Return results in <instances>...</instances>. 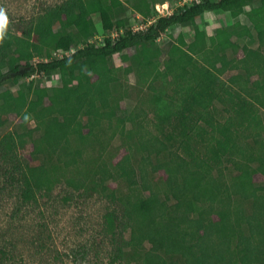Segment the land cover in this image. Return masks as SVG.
<instances>
[{"label": "trees", "instance_id": "trees-1", "mask_svg": "<svg viewBox=\"0 0 264 264\" xmlns=\"http://www.w3.org/2000/svg\"><path fill=\"white\" fill-rule=\"evenodd\" d=\"M164 1L63 0L20 36L2 30L0 89L29 82L0 90V192L35 203L60 184L100 194L121 264H264V0H191L159 16ZM207 12L249 24L232 16L208 34L197 22ZM138 15L154 21L134 30ZM116 55L133 70L135 104ZM36 76L59 82L39 87ZM5 113L19 129L6 133ZM26 141L37 164L18 158Z\"/></svg>", "mask_w": 264, "mask_h": 264}, {"label": "rangeland", "instance_id": "rangeland-1", "mask_svg": "<svg viewBox=\"0 0 264 264\" xmlns=\"http://www.w3.org/2000/svg\"><path fill=\"white\" fill-rule=\"evenodd\" d=\"M62 1L0 0V35L4 29L19 36L22 35L33 16ZM188 1L190 0H186ZM216 14L207 13L197 21L198 25L208 34L222 25L221 19L231 24L232 16L249 24L245 14L234 12L219 13V16ZM97 25L101 27L100 23ZM179 30L178 27H173L167 34L172 32L177 34ZM181 31L187 40L191 39L193 31L190 26H185ZM160 43L167 50L172 41L168 35H165L160 38ZM41 58L35 55L33 62H38ZM224 60L229 65L228 60L226 58ZM113 64L123 69L120 74L118 73L119 79L123 87L128 88L126 89L129 91L130 100L135 104L137 92L133 89L135 76L131 66L123 63L119 55L114 57ZM231 73L227 72L222 77L223 80L227 81ZM34 78L39 87L51 86L59 82V76L52 78L36 76ZM28 80L24 78L18 83L11 82L0 90L9 88L15 91L17 88L24 87L29 82ZM126 113L127 103L122 102L119 114ZM221 113L226 118L227 113ZM1 116L5 123L3 128L6 133L19 129L21 119L15 113H5ZM33 126H35L34 122L30 124V127ZM121 144L120 139H115L111 147L118 148ZM32 151V143L26 141L24 147L17 151L18 158L25 164H37L38 159L32 157ZM125 153L126 149L120 147L115 160H119ZM162 174L161 171L159 175ZM255 180L260 182L264 178L258 174ZM2 185L3 179L0 177V186ZM4 187L6 190L0 192V264H121L119 260H114L116 242L112 235L107 233L105 226V215L108 212L109 203L100 194L85 195L82 193L81 195L72 188L68 189L65 184H60L49 194H39L38 202L35 203L29 198L27 200L21 198L16 188H10L7 184ZM112 187H117V184L112 183ZM66 196L69 199H65ZM123 238H128L127 232L123 234ZM116 241L119 244L123 243L120 238ZM125 261L128 264L133 263L128 258Z\"/></svg>", "mask_w": 264, "mask_h": 264}, {"label": "built area", "instance_id": "built-area-1", "mask_svg": "<svg viewBox=\"0 0 264 264\" xmlns=\"http://www.w3.org/2000/svg\"><path fill=\"white\" fill-rule=\"evenodd\" d=\"M184 1L186 2V0H184ZM184 3H183V1L182 2L181 1L169 2L166 0L160 4H157L156 9L158 11L159 16H166V15L172 14L178 6H181ZM137 18H138V21H136L134 26H133L134 30H144L147 26L152 24V22L154 21V18L148 17V18H146L147 22L145 23V22H141L142 18L139 15L137 16ZM117 36H118V33H116V32H114L112 34L113 38H116Z\"/></svg>", "mask_w": 264, "mask_h": 264}, {"label": "crops", "instance_id": "crops-1", "mask_svg": "<svg viewBox=\"0 0 264 264\" xmlns=\"http://www.w3.org/2000/svg\"><path fill=\"white\" fill-rule=\"evenodd\" d=\"M207 13H211V12H207ZM207 13H205V14H207ZM199 20H201V19H199Z\"/></svg>", "mask_w": 264, "mask_h": 264}]
</instances>
